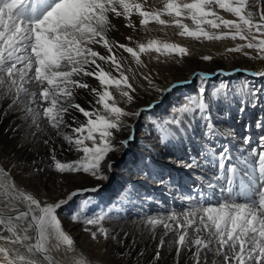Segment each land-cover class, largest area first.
Instances as JSON below:
<instances>
[{
	"label": "snow or ice",
	"instance_id": "obj_1",
	"mask_svg": "<svg viewBox=\"0 0 264 264\" xmlns=\"http://www.w3.org/2000/svg\"><path fill=\"white\" fill-rule=\"evenodd\" d=\"M146 3L147 0H0V90H7L0 95L15 93L13 104L20 102L23 95L28 104L35 105L34 108L25 105L27 114L34 117L41 115L39 109L42 108L43 118L56 135L67 141L69 150L82 153L75 161L62 162L56 159L53 149L50 158L57 172L83 173L97 181H106L107 172L112 171L116 163L109 153L129 149L135 141V125L129 124L128 120L140 119L170 91L191 83L184 80L171 88H161L145 75L150 87L161 94L159 100L150 101L143 108L118 106L112 89L126 98L127 104L139 99L133 95L136 89L124 72V57L118 50L122 49L137 65L143 63L142 54L155 52L183 57L189 52L178 44L155 39L139 44L138 49L114 41L109 36L115 27L110 17H122L126 21L125 27L135 28L133 16L138 15L141 26L151 22L173 26L180 30L178 34L181 37L196 41L239 39L245 43L229 48V52H241L250 59L264 62V10L259 13L249 10V0H163V7L152 11L146 10ZM218 10L231 14L235 19H226ZM165 16L169 19L162 18ZM185 21H191L192 26ZM126 39L131 41L133 37ZM97 46L106 50V54L96 50ZM245 48L255 55L244 52ZM202 59L210 61L212 57L203 56ZM114 72L118 75H113ZM210 75L193 74L192 79L205 80ZM219 75L227 76L229 73L220 70ZM250 75L264 78V71H253ZM84 77L98 81L99 87H92ZM77 89L88 90L94 97L88 108L76 102ZM204 91L199 89L201 97ZM258 93L257 89H247V99H242V104L255 108L260 98ZM186 100L184 105L173 111L187 114V118L174 115L154 125L161 144L186 136L185 126L197 116L205 122L206 140L221 135L211 121L204 100L197 101L195 97ZM75 113H79L83 121ZM66 114L71 116L70 123L65 120ZM65 128L71 129L72 135L65 133ZM256 128L264 130V121L258 120ZM122 130L130 134L118 145L114 144V133ZM257 139V146L251 150L257 157L255 164L241 169L242 175H232L237 171L236 164H229L226 168L225 162L233 159L227 144L222 145L218 153L211 145L202 149L199 156L209 157L204 159V165L217 167L218 175L228 173L226 186L212 181L207 184L209 188L219 187L222 198L219 202L206 203L209 198L200 192L197 196L184 197L186 203L178 211L146 217V225L153 236L155 229L162 227L164 230L154 260L160 259L164 237L171 234L168 246H175L176 264H179L182 254L186 257L184 264L190 261L192 264H264V134ZM250 143L251 137L246 136L244 144ZM177 163L185 170L202 168L197 157ZM237 180L239 190L234 191ZM157 183H163V178ZM101 188L102 185L97 184L76 189L63 199L46 203L21 191L9 171L0 167V194L8 201L5 206L10 207L11 202L17 199L28 205L27 211L15 216L0 213V241L21 245L29 254H39L43 261L52 264L46 241L54 236L59 244L66 246L65 251L72 254V264H93L63 229L59 210L79 194L97 193ZM249 191L255 192V199L248 196ZM238 196L244 199L238 200ZM107 215V210H100L83 219L84 231L90 234L91 240L116 238L114 235L110 237L108 229L102 226ZM72 219L80 218L73 215ZM23 221H27L26 227L18 223ZM29 229H35V243L26 244L25 241L31 239L27 235ZM0 255V264H38L29 255L8 247H0Z\"/></svg>",
	"mask_w": 264,
	"mask_h": 264
},
{
	"label": "bare ground",
	"instance_id": "obj_2",
	"mask_svg": "<svg viewBox=\"0 0 264 264\" xmlns=\"http://www.w3.org/2000/svg\"><path fill=\"white\" fill-rule=\"evenodd\" d=\"M249 6V10L259 13L264 10V0H249ZM145 7L149 11L159 10L163 7V0H147ZM218 11L226 19H235L229 13H224L222 10ZM162 18L169 19L166 16ZM110 19L115 27L109 36L114 41L138 49L139 44H146L155 39L178 44L187 48L189 52V55L183 57L159 55L155 52L142 54L143 63L137 65L127 53H123L122 49L118 50L120 56L124 57L122 61L124 72L129 77V82L136 89L133 95L139 97L132 104H127L126 98L120 97L119 93L112 89L118 106L126 109L143 108L148 102L159 100L161 94L150 87L148 80L144 79L145 75L150 76L153 83L161 88H171L173 84L184 80H189L191 83L170 91L152 111H145L140 119L128 120L129 124L135 125V141L129 149L109 153V156L116 163L114 169L107 172L108 179L102 182L96 179L90 180L83 173L67 172L63 173L66 180L56 181L55 175L60 173L55 170L54 161L50 158L52 150L55 149L56 159L62 162L75 161L82 156V153L69 150L67 141L62 136L56 135L43 118L42 108L39 109L41 115L34 117L27 114L25 105L33 108L35 105L28 104L27 98L23 95H21L20 102L16 104H13L15 93L0 95V167L9 171L21 191L46 203L63 199L70 191L76 189L89 188L97 184L102 185L99 192L79 194L59 210V219L63 229L72 237L76 247L91 258L93 264H176L175 246L173 245L171 248L168 246L172 240L171 234L164 237L165 244L160 248V259H153L164 230L162 227L155 229V236H153L146 225L145 218L172 210L178 211L186 203L184 197L197 196L200 192L209 198L206 203L219 202L222 198L219 187L209 188L207 184L208 181H212L216 185L226 186L228 173L218 175L217 167H213L211 164L204 165V159L209 158L199 156L204 147L211 145L218 153L222 150L221 146L227 144L233 159L225 162L226 168L229 164H236L238 175H242L241 169L255 164L257 157L252 155L251 150L257 146L258 136L264 134V130L256 128L258 120L264 121V78L250 75V73L264 71V62L250 59L241 52H229V48L245 43L239 39L235 41L231 39L196 41L181 37L178 34L180 30L173 26L165 27L155 22L141 26L138 15L133 16L135 28L125 27L126 21L122 17L112 16ZM255 19L258 20L259 17L256 16ZM185 22L192 26L191 21ZM128 36L133 37V39L127 40L126 37ZM96 50L100 51L101 54H106V50L99 48V46ZM244 52L255 55L252 50L247 48L244 49ZM203 56H211L212 59L205 61L202 59ZM105 67L108 66L105 65ZM220 70L229 73V75H219ZM198 73H210L211 75L205 80H193V74ZM113 75L118 74L114 72ZM83 79L92 87H99L98 81L93 78L84 77ZM201 88L205 90L203 97L199 94ZM249 88L259 90L260 98L255 108L241 102L242 99L246 101V90ZM6 91V89L0 90V92ZM225 94L228 95L227 99H225ZM191 97H195L197 101L204 100L207 111L211 115V121L221 135L206 140L204 137L205 122L197 116L191 120L189 125L185 126L187 129L186 136L161 144L154 125L166 121L174 115L187 118V114L174 113L173 109L184 105L187 102L186 98ZM93 99L94 97L88 90H76V102L83 107L88 108L89 101ZM75 115L83 121L84 118L79 113H75ZM65 120L70 123L71 116L66 114ZM6 130H9L8 135ZM63 131L72 135L69 128H65ZM129 134V131L124 130L114 133L116 138L113 143L118 145L119 141L127 138ZM246 136L251 137V143L248 145L244 144ZM45 141H49V143L46 144ZM190 157H197L202 168L185 170L178 166L177 162L186 161ZM119 162L123 171L120 173L116 171V175L120 176L119 183L107 188L111 179L116 177L115 170L119 168L116 167ZM27 168L34 170V174L40 173L39 177L33 178L29 173L26 174ZM77 174L78 178L75 180ZM161 178H163V183H157ZM140 180L143 181L145 188L143 200L139 199L138 182ZM190 184L191 186H189ZM237 184L239 188V181ZM123 186L125 187L123 188ZM56 188L58 192L53 193ZM48 191L50 194L47 193ZM225 195L228 194L225 193ZM248 196L252 199L256 198L254 191H249ZM79 197H81L79 202L91 200L92 206L89 211H86V208L78 209V215L84 214L86 216V213L91 215L100 210H107L108 214L122 212L125 215L124 213L128 210L127 216L124 218L130 217L131 223L146 225L144 229L146 235L142 242L138 240L139 243H137L130 237L128 238L130 240L122 263H119L117 259L106 258L108 257L106 255L98 256L96 254L99 251L98 245L90 243L85 236L74 237L81 225H77V220L76 223H69L71 218L69 216L74 213ZM237 199L242 200L244 197L238 196ZM6 203H8L7 199L3 194H0V213L5 215L15 216L19 212L28 210L27 203L20 199L12 201L10 207H6ZM12 206H14V210H11ZM132 210L134 211L133 214H131ZM18 223L21 224V227L27 225V221ZM3 234L8 235L7 232H3ZM20 234L23 235L24 233L21 231ZM27 235L31 239L25 243H35V229H29ZM0 247H8L19 251L21 254L29 255L36 259L38 264H48V262L43 261L39 254L33 256L21 245L13 246L10 243L0 241ZM46 247L52 264H72V254L66 252V246L59 244L54 236L47 239ZM116 258L119 259V257ZM0 259H2V255H0ZM185 259L186 257L182 254L179 258V264H184ZM189 264L192 262L190 261Z\"/></svg>",
	"mask_w": 264,
	"mask_h": 264
},
{
	"label": "rangeland",
	"instance_id": "obj_3",
	"mask_svg": "<svg viewBox=\"0 0 264 264\" xmlns=\"http://www.w3.org/2000/svg\"><path fill=\"white\" fill-rule=\"evenodd\" d=\"M6 134L8 135V132L9 130H6L5 131ZM123 158V157H121ZM129 162V161H128ZM129 164V163H128ZM127 165V163H126ZM125 165V166H126ZM119 167L115 170V176L116 177H113V180L111 179V183L110 185L107 187V188H110L111 186H113L114 184H117L119 183V177L118 175H116V171L117 173H120V172H123L121 170V164L119 162V164L116 165V167ZM25 173H29V175H31L33 178H37L39 177L40 173L37 172V174H34L35 171L34 170H30V168H27V170L25 171ZM236 172L232 173L234 174L233 176H236L238 175L237 173L235 174ZM84 176L88 177L90 180H94L95 178L94 177H91V176H88L86 174H84ZM78 178V174L77 176L75 177V180H77ZM55 180L56 181H59V182H62L64 180H66V177L64 176V174H59V175H55ZM238 181H236V186L234 187V191H238ZM102 182V181H101ZM138 185H139V194H140V198L141 200L144 199L145 196H143L144 194V185H143V181H139L138 182ZM191 186V184L189 185ZM125 186H123L124 188ZM152 187V186H151ZM105 190V189H103ZM50 191V190H49ZM47 192L50 194V192ZM58 192V189H54L53 190V193H57ZM221 196V195H220ZM243 197V196H242ZM81 197L77 198L78 201H77V204L75 205L76 208L74 209V213L70 214L69 217L70 220H69V223H76L72 217L73 215H78V211L81 209V208H86V211H89V208H91V200H87V201H82V202H79ZM80 207V208H78ZM79 209V210H78ZM128 211V210H127ZM127 211L126 213H124L125 215H123V213H110L107 215L105 221L102 222V226L107 228L109 233H110V237L112 235H114L116 238L115 239H111L109 238L108 240H105L103 239L102 237L98 240V241H93L91 240L90 238V234L85 232L84 231V227L85 225L82 223L83 219L86 218V217H90L92 216L93 214L89 215L88 213H86V216L84 214L82 215H78L77 217H79L80 219L77 220V225L80 224L81 226H79L77 232H75L74 234V237L78 238L80 236H85L90 243L92 244H96L98 245V250L96 252V254L98 256L100 255H106L108 257L106 258H110V259H117L119 261V263H122V261L124 260V253L126 252L127 250V245H128V241L130 239H133L135 242L139 243V242H142V240L145 238V235H146V231H144V229L146 228V225L145 224H138V223H131V221L129 220L130 217L128 219L124 218L125 216H127ZM97 213L96 211L94 212V214ZM134 211L132 210L131 214H133ZM130 214V213H129ZM122 216V217H121ZM67 218V217H65ZM127 233V234H126ZM130 237V239H128ZM139 240V242H138ZM116 257H119L116 258Z\"/></svg>",
	"mask_w": 264,
	"mask_h": 264
}]
</instances>
